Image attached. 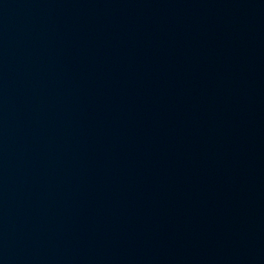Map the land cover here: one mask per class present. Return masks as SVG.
<instances>
[{
  "label": "water",
  "instance_id": "obj_1",
  "mask_svg": "<svg viewBox=\"0 0 264 264\" xmlns=\"http://www.w3.org/2000/svg\"><path fill=\"white\" fill-rule=\"evenodd\" d=\"M0 264H264V0H0Z\"/></svg>",
  "mask_w": 264,
  "mask_h": 264
}]
</instances>
